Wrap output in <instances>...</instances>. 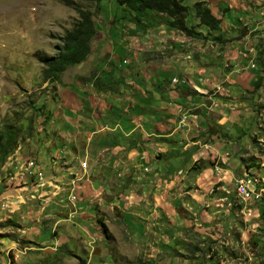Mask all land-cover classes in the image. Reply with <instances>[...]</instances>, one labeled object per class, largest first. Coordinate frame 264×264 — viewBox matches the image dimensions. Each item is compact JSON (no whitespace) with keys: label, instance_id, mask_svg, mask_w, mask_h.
<instances>
[{"label":"crops","instance_id":"obj_1","mask_svg":"<svg viewBox=\"0 0 264 264\" xmlns=\"http://www.w3.org/2000/svg\"><path fill=\"white\" fill-rule=\"evenodd\" d=\"M205 1L221 21L218 32L200 27L201 35L189 37L149 14L141 31L93 36V80L60 87L50 139L38 150L43 183L19 189L1 180L0 221L29 227V197L36 195L53 216L69 189L104 213L115 209L118 220L125 216L121 229L164 248L182 238V228L203 234L202 242L233 231L225 204L247 169L237 144L260 124L253 107L263 98L264 62L256 60L264 14H250L243 0ZM179 211L194 220H178ZM92 212L77 214L88 221ZM82 227L89 246L99 230ZM47 235L37 243L50 242L42 240Z\"/></svg>","mask_w":264,"mask_h":264},{"label":"rangeland","instance_id":"obj_2","mask_svg":"<svg viewBox=\"0 0 264 264\" xmlns=\"http://www.w3.org/2000/svg\"><path fill=\"white\" fill-rule=\"evenodd\" d=\"M195 1L191 0L188 5ZM243 1L249 13L264 14V3ZM76 8L92 14L95 35H129V31H141L146 27L143 24L135 28L118 0H0V130L12 127L19 131L16 143L0 162V181L7 180L11 187L41 186L44 179L23 181L11 178L15 179L19 170L23 171L20 169L22 160L38 159V150L50 139V130L54 126L53 107L59 101L60 87H68L74 79L93 80V52L78 66L66 69L54 84L44 82V67L35 57L36 52L49 56L57 54L61 37L78 19ZM188 23L191 26L197 23L191 12ZM260 31L264 35V28ZM255 34L257 32L252 33ZM263 52L256 60L259 65L260 61L264 62ZM87 69L90 71L86 74ZM262 92V101L255 103L256 109L253 107L260 121L257 133L251 135L248 141L237 144L241 148L242 164L247 169L236 181L237 186L239 180L250 179V187L259 192L260 200L253 202V196H247L244 202L237 196L235 188V197L229 206L225 204L229 210L225 223L231 224L233 231L221 233L219 239L222 243L218 242L219 239L202 242L203 234L192 228H182V238L164 248L161 242L155 244L147 236L138 237L134 232L127 233L121 229L120 226H125V216L118 220L114 216L115 209L112 211L110 208L108 213H104L101 205H96V200L86 199L77 188L79 196L75 191L64 189L67 194L59 199L62 203L55 215L47 216L39 208L40 199L35 192L36 196L29 197L32 205L27 216L29 227L11 220L0 221V264H264V82ZM16 160H21L19 169ZM39 164L42 166L40 161ZM57 186L63 188L60 184ZM72 196L76 200L72 201ZM23 201L25 204L26 201ZM79 207L83 210L79 211ZM86 209L93 210L88 221L78 215ZM188 214L182 212L178 220H194ZM83 225L99 230L95 242L89 246L86 243L92 242V239L89 232H86L87 237L82 230ZM46 235L48 237L42 240L50 242L37 243ZM223 237L227 242L223 241Z\"/></svg>","mask_w":264,"mask_h":264},{"label":"trees","instance_id":"obj_3","mask_svg":"<svg viewBox=\"0 0 264 264\" xmlns=\"http://www.w3.org/2000/svg\"><path fill=\"white\" fill-rule=\"evenodd\" d=\"M191 0H118V4L129 14L135 27L143 26L147 15L160 18L161 23L176 29L189 37L201 35L196 31L205 27L208 33L220 30V20L207 7L204 0H197L191 6ZM78 19L70 30L61 37V46L57 47V54L49 56L36 52L35 57L42 64V76L48 84L57 83L62 73L69 67L82 63L90 53V42L96 33V26L89 11L76 8ZM196 20V26L188 23L189 13ZM19 131L12 127L0 130V162H3L7 152L16 143Z\"/></svg>","mask_w":264,"mask_h":264},{"label":"built area","instance_id":"obj_4","mask_svg":"<svg viewBox=\"0 0 264 264\" xmlns=\"http://www.w3.org/2000/svg\"><path fill=\"white\" fill-rule=\"evenodd\" d=\"M253 67V65L251 66ZM17 161V169H19V165L21 164V160ZM22 165L20 166V169H23V176H16L15 179L11 180H31L36 179L38 181H42L44 179V171L42 170V166H40L38 159L36 158H28L25 160H22ZM87 166L86 162H82L80 164V167L82 169H85ZM252 184V181L250 179H247L246 177L239 180L236 186V193L237 195H242V201L246 202V196H253V202H257L260 200L259 198V192L255 190L254 188H251L250 185ZM71 200H76L75 196L71 197Z\"/></svg>","mask_w":264,"mask_h":264},{"label":"bare ground","instance_id":"obj_5","mask_svg":"<svg viewBox=\"0 0 264 264\" xmlns=\"http://www.w3.org/2000/svg\"><path fill=\"white\" fill-rule=\"evenodd\" d=\"M260 196V195H259ZM239 197H241L242 198V195H239ZM247 197V196H246Z\"/></svg>","mask_w":264,"mask_h":264}]
</instances>
